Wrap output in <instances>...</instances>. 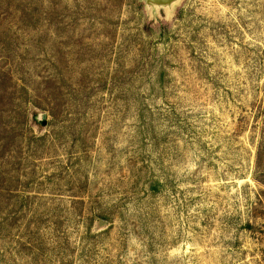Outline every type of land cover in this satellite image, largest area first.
<instances>
[{
  "label": "rangeland",
  "instance_id": "rangeland-1",
  "mask_svg": "<svg viewBox=\"0 0 264 264\" xmlns=\"http://www.w3.org/2000/svg\"><path fill=\"white\" fill-rule=\"evenodd\" d=\"M0 264H264V0H0Z\"/></svg>",
  "mask_w": 264,
  "mask_h": 264
},
{
  "label": "water",
  "instance_id": "water-1",
  "mask_svg": "<svg viewBox=\"0 0 264 264\" xmlns=\"http://www.w3.org/2000/svg\"><path fill=\"white\" fill-rule=\"evenodd\" d=\"M178 0H145L147 5H154L156 7H169Z\"/></svg>",
  "mask_w": 264,
  "mask_h": 264
}]
</instances>
